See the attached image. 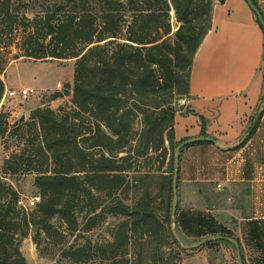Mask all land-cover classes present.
I'll return each mask as SVG.
<instances>
[{"label": "trees", "instance_id": "16d2710c", "mask_svg": "<svg viewBox=\"0 0 264 264\" xmlns=\"http://www.w3.org/2000/svg\"><path fill=\"white\" fill-rule=\"evenodd\" d=\"M217 2L224 0H0V103L12 48L13 59L75 60L73 84L51 97L72 94L73 106L31 113L39 142L29 170L41 194L34 210L5 180L27 152L0 166V264H27L20 246L30 234L40 254L42 242L53 240L59 257L73 264H176L170 203L182 141L175 140L173 100L189 96L194 58ZM5 117L0 111V137L12 132ZM205 130L203 123V136ZM198 143L211 142L188 146ZM109 218L119 220L111 239L82 236ZM177 222L195 237L233 236L201 213ZM248 236L264 264V222L249 223Z\"/></svg>", "mask_w": 264, "mask_h": 264}, {"label": "crops", "instance_id": "0c3cea01", "mask_svg": "<svg viewBox=\"0 0 264 264\" xmlns=\"http://www.w3.org/2000/svg\"><path fill=\"white\" fill-rule=\"evenodd\" d=\"M254 2L264 17V0ZM263 94V29L246 0L217 2L212 28L194 58L186 111L174 119L177 142L203 136V123L206 136L216 140L181 150L180 191L192 212L218 221L264 222V111L256 131L235 149L246 139Z\"/></svg>", "mask_w": 264, "mask_h": 264}, {"label": "rangeland", "instance_id": "374dc122", "mask_svg": "<svg viewBox=\"0 0 264 264\" xmlns=\"http://www.w3.org/2000/svg\"><path fill=\"white\" fill-rule=\"evenodd\" d=\"M171 23L173 31L175 32L179 27L175 18V12L171 11ZM10 62L1 78L5 82V93L0 103V111L5 114L9 125L11 126V134H6L0 137V166H3L6 159H9L13 154L20 155L23 151L27 154L20 161L19 171L15 174L5 175V180L12 185V187L19 193L22 203L32 196L41 195L35 185L36 172L29 170L32 165L36 164L38 158L34 153L38 150V130L34 121L31 119V113L38 107H51L58 111L61 108L69 110L72 104V94L56 100H51L53 94L58 91H66L64 85L66 83L73 84L74 64L75 60H35L26 57L13 59L17 54L15 48L11 49ZM25 87H33L36 89V94L23 98L20 96L21 90ZM72 93V92H71ZM186 97L175 96L174 105L182 112L186 110ZM23 117V118H22ZM168 147L167 159L164 163L163 170L168 171L170 148ZM176 154V150H175ZM19 162V159H17ZM157 166V164H156ZM218 190V187L216 186ZM222 189V187H221ZM220 191V190H218ZM178 205L174 217L171 215L170 233L176 230L180 242L171 244L175 252L174 262L176 264H238L236 246L232 241L219 240L216 244L198 245L207 237H195L184 228L181 227L177 220H182L187 216L190 217L193 213L202 214L204 216H212V214L200 211H191V204H186L185 199L182 198L180 191L179 178L177 183ZM216 194L215 191H213ZM133 196V195H132ZM172 200L170 203V214L172 213ZM127 203H130L128 201ZM222 200L218 202V205ZM23 205V204H22ZM34 208H28L27 211H32ZM213 217V216H212ZM222 226L225 225L230 230L231 236L234 239H239L241 242V253L244 264H262V252L257 247L255 242L249 239V224L247 222L232 221H218ZM118 219L109 218L102 226L91 231L90 233H83L82 236L90 238L93 242L111 239L110 229L118 222ZM56 224L61 230L66 226L56 221ZM77 235V234H76ZM79 238L84 240L83 238ZM72 242L74 237L69 238ZM172 240V239H171ZM187 246H194L192 249H181L178 244ZM198 245V246H197ZM59 245L54 244L53 240H44L41 248L45 254H40L36 244L32 239V234L24 238L21 242V251L27 264H73L72 262L59 257ZM182 247V246H181Z\"/></svg>", "mask_w": 264, "mask_h": 264}, {"label": "water", "instance_id": "95a60500", "mask_svg": "<svg viewBox=\"0 0 264 264\" xmlns=\"http://www.w3.org/2000/svg\"><path fill=\"white\" fill-rule=\"evenodd\" d=\"M249 7L251 8V10L254 12L258 22L260 23L263 31H264V17L262 15V13L260 12L259 8L257 7V5L254 3L253 0H246ZM264 111V94H263V98H262V103H261V107L260 110L257 112V114L255 115L253 122L250 126V129L248 131L247 136L254 130V128L256 127L258 121L261 118V115ZM23 118V117H22ZM246 136V138H247ZM198 141H208L211 143H216V140L210 136H201L198 138H192V139H188L186 141L181 142L177 148H176V154H175V165H174V174H173V200H172V217L175 216L176 214V210H177V205H178V193H177V183H178V172H179V167H180V156H181V150L192 144V143H196ZM173 234L176 238V240L178 242H180V238L176 232V230H173ZM219 240H228V241H232L235 246H236V252H237V261L238 264H244L243 258H242V253H241V248H240V244L239 242L232 238V237H228V236H222V235H215V236H209L207 238H205L204 240H202L198 245H202L204 243H208V242H215V241H219ZM197 245V246H198ZM181 246L183 249H192L194 246H187L181 243Z\"/></svg>", "mask_w": 264, "mask_h": 264}, {"label": "built area", "instance_id": "2783aa9c", "mask_svg": "<svg viewBox=\"0 0 264 264\" xmlns=\"http://www.w3.org/2000/svg\"><path fill=\"white\" fill-rule=\"evenodd\" d=\"M34 94H36L35 88L25 87L21 90L20 96L23 98H28ZM217 187H218V190H221V185H218ZM40 201H41V197H40V195H38V196L30 197L29 199L26 200L25 203L21 202V204H23V206L27 209L28 208H35L38 205V203H40Z\"/></svg>", "mask_w": 264, "mask_h": 264}]
</instances>
